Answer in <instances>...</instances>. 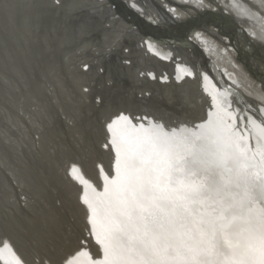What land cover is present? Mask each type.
<instances>
[{
    "label": "bare ground",
    "instance_id": "1",
    "mask_svg": "<svg viewBox=\"0 0 264 264\" xmlns=\"http://www.w3.org/2000/svg\"><path fill=\"white\" fill-rule=\"evenodd\" d=\"M81 8L87 11H80ZM207 17L213 18L211 25L200 30L201 23L197 21L203 23ZM74 18L89 23L91 34L86 39H51L49 30L55 22ZM25 21L35 35L27 30ZM145 26L157 31L150 32ZM196 33L202 35L196 38ZM160 38L166 40L165 44L158 43ZM218 38L221 44L216 48L214 42ZM184 43L192 46H179ZM263 46L264 0H204L202 5L196 0H60L59 4L56 0H3L0 3V264H16L17 259L21 264L25 261L32 264L35 255L15 226L33 209V191L26 182L27 175L33 184L43 179L58 189L60 196L70 189L74 201L85 193L90 199H97L108 183L104 175L111 170L115 176L116 151L111 146V150L102 146L112 139L102 123L107 114L94 109L84 111L97 143L89 158L81 160L76 153L69 152L49 159L39 172L33 168L27 173L24 162L31 154L30 149L39 143L25 119L33 110L34 97L49 107L58 124H62L56 111L59 107L81 110L79 107L90 103L97 93L111 95L113 100L123 97L128 103L118 106L132 123L121 122L117 136L129 139L143 138L145 133L139 129V123L147 128L148 120L164 123L168 132L175 128L178 138L190 136L192 131H206L211 113L214 125L222 130L232 129L237 139L243 137L239 139L241 146L245 142L251 145L248 158L242 163L249 166V172L258 173V177H252L258 185L264 184V157L259 153L253 156L261 133L250 124V119L260 123L257 116L264 118V66L259 64L264 62ZM26 49H31L30 61L24 58ZM50 57L57 62L63 81L64 90L58 97L48 90L43 79ZM65 57L69 58L67 64ZM85 63L87 70L83 67ZM18 71L26 73V82H17ZM109 79L112 84L101 87ZM82 87L89 88V93H83ZM53 99L57 100L55 105L51 103ZM144 116L148 120L137 121L136 117ZM202 124L205 128L197 127ZM261 145L264 152V141ZM73 164L82 165L81 173L88 185L66 175ZM176 178L186 183L200 179L179 173ZM242 196L243 188L232 187L224 202H232L233 197L239 201ZM217 199L183 204L168 216L150 209L166 225L156 240L157 264H193L192 257L201 248L209 249L206 262L214 264L220 233L229 248L227 254H220V264H242L248 246L259 243L253 237L264 230L259 220L264 199L251 205L256 217L255 231L246 223L247 205L243 215L237 207L221 218ZM80 207L87 209L82 202ZM205 225H213L215 234L202 236L199 230ZM227 225L231 228L223 229ZM90 230L84 211L78 212L76 231L54 257L56 264H62L65 257L73 264H89V256L77 255L79 250L88 252L93 259L99 253L102 259L101 246L89 235Z\"/></svg>",
    "mask_w": 264,
    "mask_h": 264
},
{
    "label": "snow or ice",
    "instance_id": "2",
    "mask_svg": "<svg viewBox=\"0 0 264 264\" xmlns=\"http://www.w3.org/2000/svg\"><path fill=\"white\" fill-rule=\"evenodd\" d=\"M0 3H3V0H0ZM56 3L59 4L60 0H56ZM196 3L202 5L204 0H196ZM132 6L135 7V3ZM79 10L87 11L84 8ZM24 23L27 30L35 35L30 25L26 21ZM128 27L131 31V26ZM49 31L51 39L59 41L83 40L91 34L89 23L78 18L55 22ZM201 35L202 33H196V38ZM31 55V49H26L25 60L30 61ZM65 62H69L68 57H65ZM58 67L55 59L50 57L43 76L48 90L56 97L64 90ZM83 67L88 69L86 63ZM26 79L24 71L16 73L18 83L26 82ZM111 84L109 79L107 85L101 87ZM81 91L89 93L90 89L82 87ZM92 101L94 110L107 114L102 123L112 134V139L102 146L116 151L115 176L111 175V170L104 175L108 183L104 185V191L98 194L97 199H90L85 193L76 201L73 200L70 189H66L60 196L58 189L43 179L33 184L30 175L26 176V182L33 191V209L15 226L25 243L33 247L35 255L32 264H56L54 257L75 233L77 214L81 211H84L87 223L91 225L89 235L95 238L103 252L102 259L99 258V253L97 258L93 259L88 252L79 250L77 255L89 256V264H157L159 249L156 240L166 225L160 217L153 215L150 209H156L168 216L183 204L218 198L221 218L237 207L243 215L247 205L245 218L255 231L256 217L252 215L251 205L264 199V184L258 185L252 179L258 177V173L249 172V166L242 163L248 158V152L251 150V145L247 142L243 146L239 143V139L243 137L237 139L232 134V129L222 130L218 125H214L211 113L206 121L207 130L192 131L190 136L178 138L175 128L170 132L165 131L164 123H154L144 116L136 117L137 121L148 120L147 128L144 123H139V129H143L145 133L143 138L118 137L117 127L120 123H132L130 116L118 106L128 101L123 97L113 100L111 95L104 93L95 94ZM32 103L33 110L25 119L30 125L29 131L34 140L39 143L30 149L31 154L24 162L27 173L33 168L39 172L49 159L59 158L69 152L76 153L81 160L94 153L97 143L91 134V122L85 120L79 109L70 111L64 107L57 108V114L62 120V124H58L56 116L42 101L34 97ZM51 103L55 105L57 100L53 99ZM257 120L261 122L250 119V124L261 133L257 137L253 156L259 153L264 157V152H261L264 118L257 116ZM197 127L203 129L205 125ZM225 132L228 134L225 135ZM81 167L73 164L71 172L66 175H71L73 180L88 185L89 182L81 173ZM177 173L200 179L186 183L176 178ZM232 187L243 188V196L239 201L233 197L232 202L225 203L224 196ZM21 199L27 201L26 196ZM81 202L87 206L86 211L80 207ZM25 207H28L27 203ZM259 220L261 229H264V209L260 211ZM199 231L202 236L209 233L214 235L215 227L205 225ZM253 238L259 243L248 246L242 264H264V230ZM208 252V248H201L199 253L192 257L193 264H207ZM16 264H21V261L17 259ZM62 264L73 262L65 257Z\"/></svg>",
    "mask_w": 264,
    "mask_h": 264
},
{
    "label": "rangeland",
    "instance_id": "3",
    "mask_svg": "<svg viewBox=\"0 0 264 264\" xmlns=\"http://www.w3.org/2000/svg\"><path fill=\"white\" fill-rule=\"evenodd\" d=\"M119 21H120V20H119ZM212 21H213V18H211V17L208 18V19H206L205 21H203V23L200 22V21H197V23H201V26H199V29H200V30H204L205 28H209V25H211V22H212ZM162 23H163V22H161V24H162ZM165 24H166V23H163V25H165ZM196 26H197V25H196ZM223 27H224V26H222L221 28H223ZM149 29L151 30L152 28H149ZM161 30H162V29H161ZM214 32H215V31H214ZM216 39H217V37H216ZM165 41H166V40H165ZM219 41L221 42V39H220V38H218L217 42H216V41L214 42L215 45H217L216 48L219 46V44H221ZM159 43H160V42H159ZM218 43H219V44H218ZM172 46H173V45H172ZM258 52H260V51H258ZM255 57H258V56H255ZM259 64H260V66H262V65L264 66V62H260ZM263 102H264V101H263ZM192 178H194V177H192ZM246 223L249 224L248 221H247ZM226 228H231V227L227 225V226H226L225 228H223V229L228 230V229H226ZM222 237H223V236H222V234L220 233V238H221V239H220V242L218 243L216 249L214 250V254H215V255H214V256H215L214 264H217V263L220 264V263H221V262H220V261H221L220 258H222L224 252H225V254H227V252L229 251V248H227L228 245L225 244V243H227V241H224V239H223ZM221 240H223L224 242L221 241ZM222 243H223L224 245H223ZM225 245H226V246H225ZM223 248H224V249H223ZM220 249L222 250V252H221ZM226 250H227V252H226ZM215 252H216L217 254H216ZM218 252H219V253H218ZM222 253H223V254H222ZM220 254H221L222 256H221ZM217 256H218V257H217ZM216 257H217V258H216ZM219 257H220V258H219Z\"/></svg>",
    "mask_w": 264,
    "mask_h": 264
},
{
    "label": "water",
    "instance_id": "4",
    "mask_svg": "<svg viewBox=\"0 0 264 264\" xmlns=\"http://www.w3.org/2000/svg\"><path fill=\"white\" fill-rule=\"evenodd\" d=\"M206 19H208V17L207 18H205V20ZM204 20V21H205ZM144 24V23H143ZM147 29H148V27L147 26H145ZM219 27V26H218ZM148 30H150V29H148ZM147 30V31H148ZM155 31H157V29H155ZM155 31L152 29V30H150V32H154L155 33ZM149 32V31H148ZM148 32H146L147 34H149ZM150 35V34H149ZM163 41H165V39L164 40H161V38L158 40V43L160 42V43H164ZM153 42H156L157 43V40H155V41H153ZM259 44H261L262 43V40L260 39L259 41ZM165 44V43H164ZM173 45V44H172ZM179 46H182V47H188V46H192L190 43H184V45H181V44H179ZM239 46V45H238ZM264 47V46H263ZM238 48V50L240 49L239 47H237ZM221 84H223V85H226L227 86V84L225 83V82H220ZM228 87H230L229 85H228ZM231 88V87H230ZM236 92V91H235ZM237 93V92H236ZM90 104H91V106H90ZM88 105V106H87ZM93 105V101L91 100V102L90 103H88V104H83V105H81L79 108H81V110H82V113H83V115H84V111H93V107L94 106H92ZM80 110V111H81ZM13 187H14V189L16 188V186L13 184ZM9 197V196H8ZM9 198H11V197H9ZM261 201H263V200H261Z\"/></svg>",
    "mask_w": 264,
    "mask_h": 264
}]
</instances>
